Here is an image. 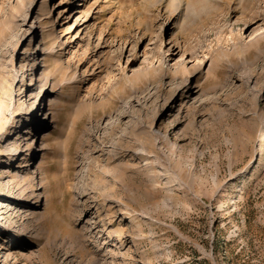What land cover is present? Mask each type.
Masks as SVG:
<instances>
[{
  "label": "rangeland",
  "instance_id": "obj_1",
  "mask_svg": "<svg viewBox=\"0 0 264 264\" xmlns=\"http://www.w3.org/2000/svg\"><path fill=\"white\" fill-rule=\"evenodd\" d=\"M45 2L0 0V264H264V0Z\"/></svg>",
  "mask_w": 264,
  "mask_h": 264
},
{
  "label": "bare ground",
  "instance_id": "obj_2",
  "mask_svg": "<svg viewBox=\"0 0 264 264\" xmlns=\"http://www.w3.org/2000/svg\"><path fill=\"white\" fill-rule=\"evenodd\" d=\"M46 8H45V14H47V16L48 15H50L51 13H52V9L49 7V3H50V0H46ZM52 27H54L55 28V26H56V22H55V20L54 19H52ZM53 35V34H52ZM51 35V36H52ZM54 36V35H53ZM52 36V37H53ZM57 39H58V36L56 37ZM53 49L55 50V47H53ZM61 49V48H60ZM48 50V49H47ZM40 54H41V52H40ZM45 54L46 53H44V56H45ZM43 59H45V57L43 58ZM165 64V63H164ZM42 66H44V65H42ZM40 68H41V66H40ZM40 72V70L38 71V73ZM43 73H44V71L42 72V74H41V76L39 77V81L40 82H42L43 81ZM191 91V90H190ZM39 111L37 110L36 112H34V113H32V114H30V116H29V118L27 119L28 121H31L32 120V125L33 126H31L30 127V129H29V132H33L32 130H33V128L35 127V125H38V124H36L37 122H36V118H33V116L36 114H39L38 113ZM43 116H45V114L43 113V115H42V117L40 118V123L42 124V119H43ZM37 118H39V116H37ZM28 125H30V122L28 123V124H26L25 126H28ZM43 128V126H41L40 127V129L37 131V132H41V129ZM44 132H42L41 134H43ZM37 137V134H35L32 138H30V140H32V139H35ZM45 173H47L46 171H43V175H42V179L45 181L46 180V177L44 176L45 175ZM32 179V178H31ZM27 181H29V180H27Z\"/></svg>",
  "mask_w": 264,
  "mask_h": 264
}]
</instances>
